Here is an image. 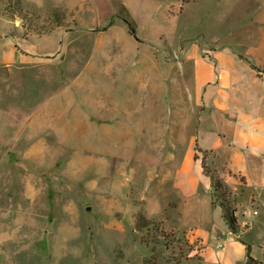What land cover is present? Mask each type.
Wrapping results in <instances>:
<instances>
[{
    "label": "rangeland",
    "instance_id": "374dc122",
    "mask_svg": "<svg viewBox=\"0 0 264 264\" xmlns=\"http://www.w3.org/2000/svg\"><path fill=\"white\" fill-rule=\"evenodd\" d=\"M204 42L264 44V0H0V264L264 263V185L196 143Z\"/></svg>",
    "mask_w": 264,
    "mask_h": 264
},
{
    "label": "crops",
    "instance_id": "0c3cea01",
    "mask_svg": "<svg viewBox=\"0 0 264 264\" xmlns=\"http://www.w3.org/2000/svg\"><path fill=\"white\" fill-rule=\"evenodd\" d=\"M204 43L194 44L198 51L192 57L193 83L200 100L196 143L201 150L215 152L213 157L225 158L226 183L232 178L238 181L236 176L241 175L238 184L256 192L264 185V98L257 100L252 93L256 82L264 84V69L254 63L264 44H252L250 52L231 47L227 55L220 51L226 45ZM242 61L246 74L236 69ZM257 167L254 174L251 170Z\"/></svg>",
    "mask_w": 264,
    "mask_h": 264
},
{
    "label": "trees",
    "instance_id": "16d2710c",
    "mask_svg": "<svg viewBox=\"0 0 264 264\" xmlns=\"http://www.w3.org/2000/svg\"><path fill=\"white\" fill-rule=\"evenodd\" d=\"M202 167L204 172L210 178L212 193L214 195L217 194L215 200L221 198L220 207L222 209V216L225 223L234 234H238L241 229L239 226L238 218L236 216V210L235 208H233V206H231V202L230 201L228 202L226 200L227 187L225 186L224 181L220 179L219 176L212 174L208 170L204 160L202 161ZM215 200H213V204H216ZM244 244L246 245V251H247V264H264L251 255V246L246 242H244ZM177 263H180V260H178ZM153 264H157V263L153 262Z\"/></svg>",
    "mask_w": 264,
    "mask_h": 264
},
{
    "label": "built area",
    "instance_id": "2783aa9c",
    "mask_svg": "<svg viewBox=\"0 0 264 264\" xmlns=\"http://www.w3.org/2000/svg\"><path fill=\"white\" fill-rule=\"evenodd\" d=\"M257 213H258L257 210H254V211H253V214L256 215ZM242 217H243V219H242V225H243L244 227H249V226L251 225V222H250L249 220L245 219V214H244V213H242Z\"/></svg>",
    "mask_w": 264,
    "mask_h": 264
}]
</instances>
